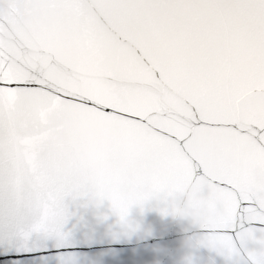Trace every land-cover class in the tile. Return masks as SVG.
<instances>
[{"label":"snow or ice","instance_id":"1","mask_svg":"<svg viewBox=\"0 0 264 264\" xmlns=\"http://www.w3.org/2000/svg\"><path fill=\"white\" fill-rule=\"evenodd\" d=\"M84 196L264 264V0H0V241H69Z\"/></svg>","mask_w":264,"mask_h":264},{"label":"water","instance_id":"2","mask_svg":"<svg viewBox=\"0 0 264 264\" xmlns=\"http://www.w3.org/2000/svg\"><path fill=\"white\" fill-rule=\"evenodd\" d=\"M67 242L36 241L21 248L0 241V264H225L216 252L196 247L203 230L190 218L165 215L166 205L153 200L131 210L134 230L122 225L107 201L90 196L65 201ZM22 251L36 253L11 259Z\"/></svg>","mask_w":264,"mask_h":264}]
</instances>
